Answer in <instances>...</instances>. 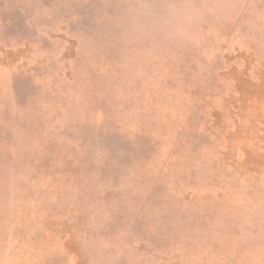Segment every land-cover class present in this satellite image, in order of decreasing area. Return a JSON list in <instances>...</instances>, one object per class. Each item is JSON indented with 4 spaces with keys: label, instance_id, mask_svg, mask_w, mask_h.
Wrapping results in <instances>:
<instances>
[{
    "label": "rangeland",
    "instance_id": "374dc122",
    "mask_svg": "<svg viewBox=\"0 0 264 264\" xmlns=\"http://www.w3.org/2000/svg\"><path fill=\"white\" fill-rule=\"evenodd\" d=\"M0 264H264V0H0Z\"/></svg>",
    "mask_w": 264,
    "mask_h": 264
}]
</instances>
